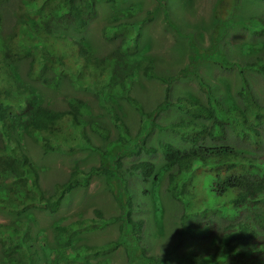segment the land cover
Wrapping results in <instances>:
<instances>
[{
	"label": "trees",
	"instance_id": "trees-1",
	"mask_svg": "<svg viewBox=\"0 0 264 264\" xmlns=\"http://www.w3.org/2000/svg\"><path fill=\"white\" fill-rule=\"evenodd\" d=\"M9 1L0 0V211L16 218L35 209L57 213L69 193L87 187L94 176L105 174L119 214L106 217L95 209L91 218L55 226L53 238L60 249L47 253L46 257L55 264H93L98 257L123 247L126 264H152L143 246L144 220L135 217L131 183L122 171L123 159L142 153L155 154L157 149L148 143L150 136L159 129L171 130L191 147L168 146L166 163L159 173L148 160L132 164L127 172L155 185L166 174V191L183 205L184 216L201 220L189 223L187 229L192 236L211 241L213 249L196 250L194 260L183 264H264V157L250 155L227 143L208 144L225 142L228 127L239 128L233 120L243 118L246 126L242 130L243 140L256 150L262 147L264 105L255 96L247 72L264 77V53L244 63H231L239 70V94L246 97L248 104L245 109L225 107L211 86L195 74L207 93L212 125L194 121L161 125L157 122L160 114L174 105L187 106L185 98L171 100V83L191 72L190 66L198 61L218 60L227 21L221 22L210 52L203 53L194 47L191 62L179 70L180 75L165 78L154 72L153 61L140 51L144 20L103 28V37L117 44L110 53L101 56L85 39L75 40L62 34L63 31L83 34L96 16L100 0H17L15 23L5 33L1 7ZM101 1L115 6V0ZM157 2L163 5L164 0ZM242 26L255 37L264 38L263 17H251ZM24 61H28L27 75L45 86H57L61 79H67L74 87L93 93L120 132L118 139L111 141L109 150L94 145L87 133L89 128L105 140L111 138L110 130L85 122L84 118L91 114L88 103L72 98L65 110L44 106L37 92L22 82L20 64ZM49 72L56 74L54 82L48 77ZM141 73L166 83L163 100L148 111L131 95L134 79ZM118 99L125 100L140 114L135 134L123 120ZM23 136L33 138L46 152L61 150L63 146L96 152L100 164L87 171L74 169L47 193L38 168L23 146ZM219 213L227 223L215 228L214 216ZM108 224L118 226L116 241L104 245L76 243L80 233L96 231ZM38 244L21 227V221L0 223V245L6 264H41L44 250ZM166 253L168 258L172 252ZM163 262L164 259L157 258L153 264Z\"/></svg>",
	"mask_w": 264,
	"mask_h": 264
},
{
	"label": "rangeland",
	"instance_id": "rangeland-1",
	"mask_svg": "<svg viewBox=\"0 0 264 264\" xmlns=\"http://www.w3.org/2000/svg\"><path fill=\"white\" fill-rule=\"evenodd\" d=\"M17 0H10L3 5L5 33H9L15 23V8ZM113 4L97 2V14L83 34L63 31L62 34L75 40L85 39L97 55L110 53L117 41H107L102 30L119 22L133 23L144 20L141 25L139 48L147 58L154 63V72L158 76L169 78L180 75L179 70L187 67L194 55V47L200 52H210L215 38L221 29V22L227 21L228 29L219 44L221 56L217 61H198L191 67V72L171 83V100L187 99V106H171L160 114L157 122L161 125L194 121L199 125H212L208 109L206 91L199 85L198 74L211 86L213 94L225 107L245 109L247 100L239 94L241 77L233 62L244 63L253 60L264 53V38L255 37L242 24L249 18L258 16L264 18V0H164L163 5L157 0H115ZM169 18H167V15ZM195 46H193V45ZM221 61V62H218ZM28 61L20 64L22 82L37 92L44 106L54 110H65L68 101L79 98L88 103L91 114L85 117V122L97 123L110 130L111 138L105 140L89 128L87 133L92 143L102 150H109L111 141L117 140L120 132L113 124L109 115L99 106L98 100L91 91L78 89L67 79H61L57 86H45L40 80H33L28 75ZM47 75L55 81L56 74ZM247 76L253 92L264 105V77L254 71H248ZM166 83L157 78H147L139 74L134 79L131 95L139 100L146 110L153 109L160 103L165 94ZM118 108L123 115L132 134L138 130L139 112L123 99H118ZM243 118L233 120L234 126L227 129L225 142H208L209 145L227 143L235 149L250 155L264 157V128L262 132V147L254 149L250 143L243 140L242 130L246 129ZM150 146L157 149L155 154L142 153L139 156L123 159V173L129 178L135 199V217L144 220L143 246L146 256L152 259H164V264H183L193 261L196 250L211 251V241L200 239L190 234L189 223L201 221L192 216H184L183 205L176 201L166 191V174L160 176V182L155 185L144 182L141 176L129 175V167L142 160L155 164L159 173L166 163L168 146L188 149L190 144L182 139L179 133L171 130H156L149 138ZM163 144V146H162ZM23 146L31 161L39 171L40 181L47 193H50L57 182L64 181L74 169L89 170L100 164V155L90 150L69 149L63 146L61 150L46 152L33 138L23 136ZM95 209L101 210L106 217L116 216L120 209L114 200L108 184L107 176H94L87 187H78L69 193L62 202L57 213H48L44 209H35L21 218L0 211V223L12 224L21 221V227L28 231L30 239L39 243L43 259L41 264H55L47 253L58 251L60 247L53 238V229L57 225H67L73 221L94 216ZM215 228L227 223L221 214L214 216ZM119 236L118 226L108 224L103 228L80 233L76 236L77 244L104 245L116 241ZM172 252L166 257V252ZM93 264H126V254L123 247L108 252L93 261ZM0 264H6L0 245Z\"/></svg>",
	"mask_w": 264,
	"mask_h": 264
}]
</instances>
